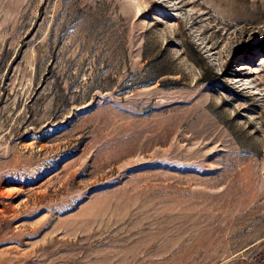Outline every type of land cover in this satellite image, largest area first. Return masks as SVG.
Returning a JSON list of instances; mask_svg holds the SVG:
<instances>
[{
	"label": "rangeland",
	"instance_id": "374dc122",
	"mask_svg": "<svg viewBox=\"0 0 264 264\" xmlns=\"http://www.w3.org/2000/svg\"><path fill=\"white\" fill-rule=\"evenodd\" d=\"M0 264H264V0H0Z\"/></svg>",
	"mask_w": 264,
	"mask_h": 264
}]
</instances>
